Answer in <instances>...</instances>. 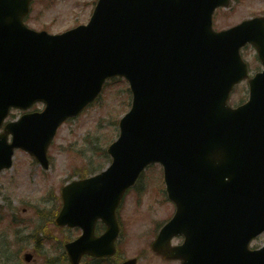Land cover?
I'll use <instances>...</instances> for the list:
<instances>
[{
	"label": "water",
	"instance_id": "1",
	"mask_svg": "<svg viewBox=\"0 0 264 264\" xmlns=\"http://www.w3.org/2000/svg\"><path fill=\"white\" fill-rule=\"evenodd\" d=\"M28 2L0 0V124L11 105L27 107L41 99L46 108L6 124L0 170L10 166L16 147L45 167L56 127L96 94L103 75L122 73L133 89L132 109L120 119V136L108 148L111 166L61 189L63 205L55 221L83 231L66 244L70 264L84 253L115 252L116 206L154 160L162 163L167 194L176 204L151 244L157 254L173 253L170 236L183 233L185 242L177 247L183 250L182 264H264V247L247 245L264 229V209L248 212L241 189L247 180L243 150L257 149L248 163L253 179L264 182V71L248 79L246 104L238 109L226 104L230 88L247 76L238 47L251 41L264 64V17L216 33L209 14L228 0H101L88 27L47 35L22 25ZM8 24L19 31L22 44L37 41L36 56L25 46L17 53L2 41ZM98 218L106 227L95 236ZM191 250L199 258L187 257Z\"/></svg>",
	"mask_w": 264,
	"mask_h": 264
},
{
	"label": "rangeland",
	"instance_id": "2",
	"mask_svg": "<svg viewBox=\"0 0 264 264\" xmlns=\"http://www.w3.org/2000/svg\"><path fill=\"white\" fill-rule=\"evenodd\" d=\"M95 2L34 1L25 22L34 29L47 25L49 32H61L86 22ZM257 14H264V0H231L229 8L214 12L213 26L225 28ZM241 54L249 62L250 74L259 70L260 62L251 45L244 46ZM125 86L124 81L118 85L108 84L101 100L58 128L47 151L50 168L43 170L25 151L14 152L12 166L0 172V235L5 239L0 244V264H45L46 258L52 259L50 264H68L60 262L64 261L63 254L67 256L64 241L75 238L80 231L73 227H58L53 221L61 205L59 187L78 178L83 171L89 172L90 165L101 163L93 169L96 171L108 165L95 147H105L110 143H107L109 138H115L118 133L115 119L127 109L129 99ZM247 96V83L242 81L231 92L229 101L237 105ZM41 108L42 104L35 103L29 110ZM19 115L20 111L12 110L6 120ZM143 173L133 189L124 195L118 211L124 229L118 239L119 255L104 262H91L90 257L85 256L81 264H118L126 257H138V264L174 263L163 260L149 249L157 230L156 222L168 220L173 205L163 194L160 166H149ZM262 243L264 234L258 235L250 245L255 247ZM27 251L32 253L33 260L24 262L23 253Z\"/></svg>",
	"mask_w": 264,
	"mask_h": 264
}]
</instances>
